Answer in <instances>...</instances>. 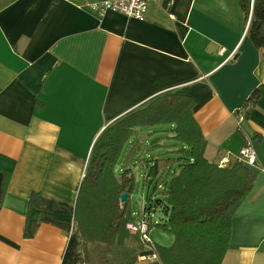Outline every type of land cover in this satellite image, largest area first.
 <instances>
[{"label": "crops", "instance_id": "crops-1", "mask_svg": "<svg viewBox=\"0 0 264 264\" xmlns=\"http://www.w3.org/2000/svg\"><path fill=\"white\" fill-rule=\"evenodd\" d=\"M103 1L0 0V264H62L74 216L31 209V194L74 207L101 134L170 95L194 102L210 163L256 152L222 264H264V52L248 36L252 12L242 0H155L141 22L83 8ZM167 138L151 156L176 149Z\"/></svg>", "mask_w": 264, "mask_h": 264}, {"label": "trees", "instance_id": "trees-1", "mask_svg": "<svg viewBox=\"0 0 264 264\" xmlns=\"http://www.w3.org/2000/svg\"><path fill=\"white\" fill-rule=\"evenodd\" d=\"M241 6L248 19L252 12L248 36L264 52V0H242ZM258 96V92L251 96L246 106L251 109ZM193 109L190 98L170 95L107 128L95 144L74 207L31 194V209L74 216L75 228L62 264H138L139 257L148 253L140 236L131 234L127 226L136 222V214L142 216L143 209L151 217L161 211L167 218L162 229L174 237L171 247L156 245L161 264L223 263L235 248L231 243L234 216L253 192L257 172L239 159L228 167L210 163ZM168 125L174 127L170 140L175 145L170 147L176 149L146 159V153L159 149L161 138L146 150L138 129ZM142 161H146V185L155 184L164 196L150 207L136 209L133 167ZM125 193L130 197L122 202Z\"/></svg>", "mask_w": 264, "mask_h": 264}, {"label": "built area", "instance_id": "built-area-1", "mask_svg": "<svg viewBox=\"0 0 264 264\" xmlns=\"http://www.w3.org/2000/svg\"><path fill=\"white\" fill-rule=\"evenodd\" d=\"M155 0H105L99 3H87L83 8L88 12L95 14L99 18H103L109 12L120 13L129 20H137L144 22L147 18L148 6ZM239 160L249 166L257 164V155L250 144L245 146L239 154ZM135 223L129 224L127 228L133 235H139L143 243L147 255L139 257L142 264H154L159 261L156 253V245L151 240V212L143 209L142 216Z\"/></svg>", "mask_w": 264, "mask_h": 264}, {"label": "rangeland", "instance_id": "rangeland-1", "mask_svg": "<svg viewBox=\"0 0 264 264\" xmlns=\"http://www.w3.org/2000/svg\"><path fill=\"white\" fill-rule=\"evenodd\" d=\"M174 127L171 125L168 126H160L155 129L145 128V130L140 134V138L142 143L145 145L144 148L147 150L151 148V146L156 142L157 139L161 137H173L174 132L172 131ZM162 145H164L163 141H160ZM168 145H175V141H170V139H166V143ZM174 148V147H171ZM168 148H161L159 151H156V154L161 152H165ZM145 151V150H144ZM154 153V152H153ZM146 159H149L151 156L150 153H146ZM145 156V155H143ZM145 159V160H146ZM146 161L138 162L137 166L139 170H136V181L138 185V196L142 199V201H137L135 204L136 209L141 208L142 206L151 204H156L157 200L163 198L164 194L162 193V189H155V184L146 185V177H147V169L145 168ZM151 184V185H150ZM153 200V201H152ZM137 211V210H136ZM152 222V230H151V240L155 245L162 247H171L174 243V237L169 235L166 231L162 229V226L167 222V218L160 212H153ZM135 220L138 221L139 217L135 216ZM135 223V222H134ZM138 264H142L138 260Z\"/></svg>", "mask_w": 264, "mask_h": 264}, {"label": "water", "instance_id": "water-1", "mask_svg": "<svg viewBox=\"0 0 264 264\" xmlns=\"http://www.w3.org/2000/svg\"><path fill=\"white\" fill-rule=\"evenodd\" d=\"M130 195L128 193H125L121 196V201L126 202L129 199ZM132 200L135 201H142V199L138 196H132Z\"/></svg>", "mask_w": 264, "mask_h": 264}]
</instances>
